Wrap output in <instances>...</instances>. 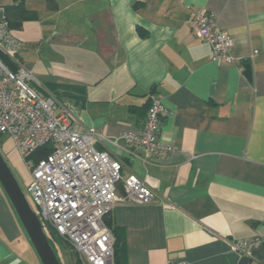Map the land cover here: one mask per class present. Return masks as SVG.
I'll return each mask as SVG.
<instances>
[{"label":"crops","instance_id":"1","mask_svg":"<svg viewBox=\"0 0 264 264\" xmlns=\"http://www.w3.org/2000/svg\"><path fill=\"white\" fill-rule=\"evenodd\" d=\"M24 5L29 15L11 34L34 90L62 95L83 127L117 141L97 146L123 162L124 177L155 185L152 203L110 210L123 240L118 264H264V0ZM196 9L231 37V64L212 61L194 34ZM151 96L169 112L158 138L174 150L134 157L120 137L142 130ZM243 239L259 243L247 255L230 252ZM38 262L0 186V264Z\"/></svg>","mask_w":264,"mask_h":264},{"label":"built area","instance_id":"2","mask_svg":"<svg viewBox=\"0 0 264 264\" xmlns=\"http://www.w3.org/2000/svg\"><path fill=\"white\" fill-rule=\"evenodd\" d=\"M192 28L210 46L212 61H234L233 41L212 14L196 9ZM21 48L0 16V143L8 136L21 157L30 176L27 192L44 231L52 229L62 237L80 264H114V240L104 216L116 203H152L157 198L155 185L135 174L124 177L123 162L96 147L104 142L116 146L117 141L83 127L70 102L43 97L34 90L33 73L18 59ZM168 114L160 100L151 96L142 130L120 137L131 156L143 151L146 158L165 157L173 152L172 145L158 138L159 125ZM47 144L51 153L34 162L31 156ZM258 243L259 239H243L231 242L229 248L247 255ZM168 264L186 263L170 260Z\"/></svg>","mask_w":264,"mask_h":264},{"label":"water","instance_id":"3","mask_svg":"<svg viewBox=\"0 0 264 264\" xmlns=\"http://www.w3.org/2000/svg\"><path fill=\"white\" fill-rule=\"evenodd\" d=\"M0 186L24 229L41 264H61L50 245L34 209L24 195L17 178L0 153Z\"/></svg>","mask_w":264,"mask_h":264},{"label":"trees","instance_id":"4","mask_svg":"<svg viewBox=\"0 0 264 264\" xmlns=\"http://www.w3.org/2000/svg\"><path fill=\"white\" fill-rule=\"evenodd\" d=\"M25 0H13V3L9 6H5V7H1L0 8V16H2L5 21L8 24L9 29L12 30H17L21 28V25L23 24V21H25L28 17V12L25 9V5H24ZM57 0H46V3L48 5L49 8H54L55 4H56ZM141 36H144L145 33L142 31H139ZM4 62H7L6 59H3ZM9 66V65H7ZM9 68H11V66H9ZM56 100L58 101H63L62 100V95H57L56 97H54ZM149 106V104H148ZM98 150H102L99 146H96ZM52 151L51 148V144H47L45 146L40 147L39 149H37L34 154L31 156V159L36 162L37 160H39L40 158L45 157L46 155L50 154ZM119 189L121 190V184H118ZM109 211L103 218V222L105 224V226L109 229V231L112 234L113 237V258H114V264H118L119 262V254L123 245V240L121 237L118 236V233L116 231V229L114 227L111 226L110 221H109V215H110ZM50 238L52 240V242L54 241L56 244H61L62 247L65 248H69L70 247L68 245V243L62 238L60 237L54 230L50 229L47 230ZM47 236V235H46ZM47 239L50 243V245L53 248V245L51 243V240H49L48 236ZM54 250V249H53ZM55 252V251H54ZM70 258H71V264H80L79 260L77 258V255L75 253H73L71 250L68 253Z\"/></svg>","mask_w":264,"mask_h":264},{"label":"rangeland","instance_id":"5","mask_svg":"<svg viewBox=\"0 0 264 264\" xmlns=\"http://www.w3.org/2000/svg\"><path fill=\"white\" fill-rule=\"evenodd\" d=\"M0 153L3 156V158L5 159V161L8 163V165L11 168L12 172L14 173L15 177L17 178V181H18L24 195L26 196V198H27L28 202L30 203V205L32 206V208L34 209L35 205H34L32 199L30 198V196L27 192V186L30 182L29 173H28L20 155L18 154L12 140L8 136H3L1 138ZM14 165H16L18 167V170H19L18 172H20V173H17L16 169H14L12 167ZM121 188H122V185H121ZM118 189H119V187H118ZM119 192L122 193V189L121 190L119 189ZM45 233L48 236L49 240H51L50 235H49L47 230H45ZM51 243L53 245V249L55 251V254H56L59 262L61 264H71V258L68 254L70 252L69 248L62 247L61 244H59V243L56 244L54 241L52 242V240H51ZM31 247H32V245H31ZM32 250L34 251L33 247H32ZM34 253H35V251H34ZM35 255H36V253H35ZM37 260L39 261L38 257H37ZM38 263L41 264L40 261Z\"/></svg>","mask_w":264,"mask_h":264}]
</instances>
